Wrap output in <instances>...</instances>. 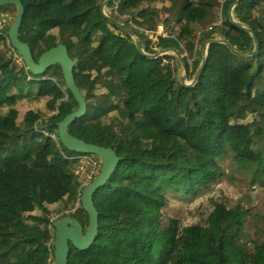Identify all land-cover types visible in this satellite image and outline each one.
<instances>
[{"label":"trees","instance_id":"trees-1","mask_svg":"<svg viewBox=\"0 0 264 264\" xmlns=\"http://www.w3.org/2000/svg\"><path fill=\"white\" fill-rule=\"evenodd\" d=\"M233 1L111 0L108 7H117L147 52H155V36L156 50L194 55V74L207 38L253 49L250 33L230 21ZM22 2L19 37L35 60L63 43L75 61L87 112L70 132L123 156L94 193L96 240L85 251L70 244L68 264H264L261 232L253 248L243 239L246 225L260 227L264 213L251 212L241 199L232 205L222 193L206 216L186 226L164 211L168 192L198 194L218 181L223 168L216 158L229 150L255 179L264 175V104L254 101L263 93L256 80L264 81V0H240L234 9L259 38L258 54L240 56L212 43L191 87L175 82L166 55L143 56L132 36L103 17V0ZM11 6L16 9L7 4L0 12ZM117 13L111 14L119 19ZM159 25L167 37L156 34ZM10 26L7 21L0 30V264H54L51 218L79 202L80 220L88 221L75 170L91 154L59 139L57 123L78 107L61 66L36 75L24 60L16 62ZM33 96L45 102V115L28 108L19 116L20 101Z\"/></svg>","mask_w":264,"mask_h":264},{"label":"water","instance_id":"water-1","mask_svg":"<svg viewBox=\"0 0 264 264\" xmlns=\"http://www.w3.org/2000/svg\"><path fill=\"white\" fill-rule=\"evenodd\" d=\"M110 1L111 0H103L100 8L102 16L108 19L112 24L121 27L130 36H132L137 49L143 56L155 59L165 53H176L180 63L182 64V67L184 68V72L180 76V82L186 87L193 86L199 80L207 63L208 48L210 44L222 43L226 45L231 52L240 56L256 55L260 50L259 38L257 37L254 29L248 24L235 18L234 9L240 0H234L229 8L230 21L236 26L245 29L250 33L254 42L253 49L244 51L237 50L228 39L218 35L207 38L202 46V58L197 71L192 80L188 81L185 61L182 55L179 54L178 48L167 47L153 54L147 52L141 42L140 36L135 34V32L125 22L114 18L107 12V5ZM7 4H13L16 6V14L8 31V41L11 48L15 49L19 53V55L23 58L25 65L33 74H43L52 65L59 64L62 68L65 83L78 103L77 109L68 113L60 122L57 123L60 141L66 148L70 150L81 153L95 154L99 156L101 160V169L99 175L93 179L89 185L83 188L81 193L80 203L88 215L87 225L85 226L81 220L69 215L61 216L60 218L53 221V226L55 228L52 245L54 264H68L70 244L80 251H85L89 249L96 240L99 233V211L95 206L94 193L98 188L104 186L108 182L119 162L123 159V156L118 155L117 152L110 146H102L97 143L87 142L70 132V125L76 119L84 116L87 112L86 97L81 92L75 80V61L71 57L67 46L63 43H59L50 47L39 56L38 60H35L30 46L26 42L21 41L19 37L20 28L25 15V6L22 0H0V7Z\"/></svg>","mask_w":264,"mask_h":264},{"label":"rangeland","instance_id":"rangeland-1","mask_svg":"<svg viewBox=\"0 0 264 264\" xmlns=\"http://www.w3.org/2000/svg\"><path fill=\"white\" fill-rule=\"evenodd\" d=\"M107 12L110 15H112L111 13H117V7L112 5L108 7L107 5ZM15 14H16V9L14 6H11L8 9L0 12V17H1L0 26L6 24L7 21L9 22V24H11L12 20L15 17ZM117 15L119 17V20L123 21L125 19L124 16L118 13ZM220 23L221 21L216 22L215 25H219ZM157 48L158 46L156 44V37L154 36V41H152V49L155 50V52H149V53L153 54L162 50V49L156 50ZM183 50H186L184 46H183ZM179 54L182 55L183 59L184 56H187V60L185 61L184 59L186 65L187 80L191 81L197 71L196 70L193 74L192 70H193L194 55L190 56L189 52L187 51L181 52L180 50H179ZM165 57L166 58L164 59V62L165 63L169 62L175 70V77H174L175 82H180V76L184 72V68L180 63L177 54L174 52H170L167 53ZM187 63H188V67H187ZM243 64L247 65L246 62H244ZM256 81L258 82L257 85H259V90L262 91L263 93H260L261 95L254 97V101H260L259 103L264 104V81L260 80L259 78H257ZM44 104L45 102L42 99L37 98L36 96H33L32 98H28V99H22L17 106V112L19 116H22L23 113L28 108H36V110L42 112V114L45 115ZM259 108L261 109V107ZM262 108H264V106ZM81 158L82 161L80 165L84 161L83 156ZM90 158L91 156H86L87 160H89ZM216 159L221 164L223 170L219 180L214 182L209 189H206L204 192L198 194L195 193L189 195H184L179 192H172V191L168 192V194L170 195L169 202L164 207V211L172 217H181L183 219V224L185 226L189 224H194L195 222L199 221L200 218L206 216L210 212V208L213 207V202L216 196L220 198L222 193L228 196V199H230L229 203L232 205H236L242 200L241 205H243L245 208H248L251 212L260 211L264 213V175H262L260 178L255 179V177L252 176V170L250 169V167L249 168L242 167L241 161L234 158V155L231 150H229L225 155L218 156ZM78 168H76V170ZM259 168L260 170L264 171V165H260ZM78 185L79 188H82V186L85 184L79 182ZM215 193H217V195H214L213 197L210 196L207 199L209 195ZM239 199L241 200L238 202ZM78 208H79V202L77 203L76 207L73 208L72 210H64L56 214V216L52 217L51 218L52 225H50V227L53 229V231L55 232L53 221L60 218L61 216L69 215L78 218L80 220L81 215L77 212ZM82 220H83V224L86 226L88 221L85 220V216L82 217ZM258 224L260 227H258L255 224L246 225V228L244 230L245 233L243 235V239L248 241L249 246L251 248L254 247L257 237H259L258 234L259 232H261L260 236L264 238V221H260Z\"/></svg>","mask_w":264,"mask_h":264},{"label":"built area","instance_id":"built-area-1","mask_svg":"<svg viewBox=\"0 0 264 264\" xmlns=\"http://www.w3.org/2000/svg\"><path fill=\"white\" fill-rule=\"evenodd\" d=\"M0 23H1V19H0ZM3 25L0 26V30L3 27ZM156 34H162L166 37L168 36V34L165 31H163L162 25H159V28ZM13 55H14V59L16 62L20 63L21 61H23V58L19 55V53L16 50L13 53ZM165 55H167V53L163 54L162 56H165ZM166 63H169V62H166ZM171 70H172V74L174 78L175 70L172 66H171ZM86 156H91V158L87 160ZM83 158H84V161L79 166V168L75 171L78 182H82L85 184L82 187L88 185L95 177H97L99 175L100 168H101V160L99 156L95 154H91V155H84Z\"/></svg>","mask_w":264,"mask_h":264},{"label":"clouds","instance_id":"clouds-1","mask_svg":"<svg viewBox=\"0 0 264 264\" xmlns=\"http://www.w3.org/2000/svg\"><path fill=\"white\" fill-rule=\"evenodd\" d=\"M178 50H179V49H178ZM100 169H101V168H100ZM99 173H100V172H99ZM95 178H96V177H95ZM95 178H94V179H95ZM91 182H92V181H91ZM91 182H90V183H91ZM90 183H89V184H90ZM89 184H88V185H89ZM86 186H87V185H86ZM86 186H84V188H85Z\"/></svg>","mask_w":264,"mask_h":264}]
</instances>
